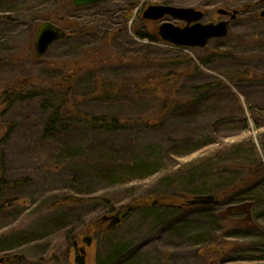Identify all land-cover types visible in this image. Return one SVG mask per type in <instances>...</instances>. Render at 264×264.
Here are the masks:
<instances>
[{"label": "rangeland", "instance_id": "1", "mask_svg": "<svg viewBox=\"0 0 264 264\" xmlns=\"http://www.w3.org/2000/svg\"><path fill=\"white\" fill-rule=\"evenodd\" d=\"M258 1L109 0L73 9L66 0H0V91L50 89L70 69L80 77L67 98L73 106L53 134L45 132L51 114L46 94L16 101L6 113L0 105V124H14L0 144L6 181L0 184V264H82L86 236L93 238L87 264H99L113 251H123L113 264H264L250 261L249 232L234 233L248 215H230L241 202L264 206L260 176L236 187L240 178L252 177L254 162L264 164V4ZM162 4L201 9L203 23L228 19L217 13L220 7L239 13L226 37L203 48L177 47L160 39L161 21L143 18L148 6ZM60 7L75 26L56 15L51 21L72 34L38 58L39 16ZM136 29L160 41L147 46ZM151 73L172 75L161 89L173 110L163 111L159 99L135 90L134 80ZM100 77L122 83L120 94L92 99ZM75 109L120 116L123 126L87 127L73 120ZM143 120L150 123L138 122ZM154 161L160 162L154 171L132 170ZM114 172L120 178L111 182ZM216 187L231 192L212 204H188ZM66 196L78 200L61 205ZM136 200L145 206L123 220L125 213L116 209ZM115 213L120 223L106 230L109 222L98 218ZM253 243L264 247L263 235Z\"/></svg>", "mask_w": 264, "mask_h": 264}, {"label": "trees", "instance_id": "2", "mask_svg": "<svg viewBox=\"0 0 264 264\" xmlns=\"http://www.w3.org/2000/svg\"><path fill=\"white\" fill-rule=\"evenodd\" d=\"M66 1H67L68 6L69 7L71 6L73 9H84L87 7V6H83V7H76L75 6L74 7V4L71 5L70 1H68V0H66ZM72 3H73V0H72ZM255 4L257 6H263L264 0L263 1L260 0V1L256 2ZM132 6H133V2L129 8L132 9L133 8ZM55 15L58 17L59 20L64 21V25H71V24L74 25L75 24L73 21H71V15L69 14V12H67L63 7H60L57 11L53 12V15L42 13L39 16V18L41 20H43V22H44L47 20H51L52 18H55L56 17ZM66 32H67L66 37L62 40L69 38L70 35L72 34V32H70L67 29H66ZM134 34L139 39H141L142 41L145 39H148L149 43H147V46H150L151 42H159L160 41L159 37L150 36V34L144 33L140 29H136ZM108 36H110V34ZM186 58L191 60L190 59L191 57H189V56H187ZM82 65H83V63L79 62V66H82ZM171 76L172 75L169 73H167V74H165V73H163V74L162 73H151V74L146 75V77H144L143 79H138V80L135 79L134 81L136 82L135 84L137 85L135 90L137 92L142 91V93H144V91L148 92L152 97L159 99L160 103H161L160 108L163 109V111L166 112V111L173 110L174 107L170 108L172 106V104L169 102L166 95H162L163 93H162V89H161V86L169 83ZM79 78L80 77L78 76V74L73 69H70V70L66 71L65 73L61 74L60 76H58L57 79L53 80L50 83V84H52V88H50V89L49 88L43 89L41 87H35L33 90H26L23 86H20V87L12 88L11 90L10 89L1 90L0 91V105L2 107V113H6V112L10 111L13 104L16 101L28 100V99H32L36 96H39L41 94H46L48 96V99H47V102H45L44 104L48 105V109L51 110V114L49 115L48 123L45 126V132L47 134H49V133L53 134L58 129V127L62 121L63 116L73 106V105H70V102L68 101L67 98H68L70 92L73 90L72 87L75 85V83H77V81H79ZM96 83H97V88L94 89V91L91 93L92 99L116 97L121 92L122 83H120L119 81H116L113 83H108L104 79L102 80L100 77L99 80H96ZM72 113L74 116V118H73L74 121L81 123L87 127L96 128V129H104V130L105 129L116 130V129H120L123 126V122L121 121L122 117H120V116H113V115L98 116V115L92 114L90 112L79 110V109L73 110ZM138 122L143 123L144 126L150 123V122H146L144 120L138 121ZM243 122L245 123V126H247L246 117L243 120ZM13 126H14V124L12 123V124H10V126L8 128H5L0 124V144L3 140H6L10 136V134L13 132ZM141 164H142V162H141ZM138 165L132 166V170L137 172L138 174H140V173H143L146 171H151V170L154 171L160 165V162L154 161V163L153 162L150 163L148 165L147 169L141 168ZM248 170L250 171V175L252 177L248 176L245 179L240 178L239 179L240 181L238 183H236V187H243L247 184H250L251 180H248L249 178H253V177L258 178L256 176H260L259 179H257V180H259L258 184L262 185V186H260L259 188L260 189L263 188V191H264V185H263V182H264V180H263L264 164L262 163V161L258 160L256 162H254L252 168L250 169V167H249ZM73 176H75V174ZM123 176H125V175H122L121 177H123ZM119 178H120V176L116 172H114L113 174H111L109 176V180H111V182H116ZM5 183H6V181L0 177V184L3 185ZM74 184H79V183L75 180ZM82 186H84V185H82ZM255 187H256V185H254L252 188H250V190L255 189ZM207 190L208 189H202L201 191H207ZM224 190H223V187H216L214 189L213 188L210 189V191H212V192H209V193H212L216 196V202H217V195H225L226 193L230 194V192H231V189H227L226 191H224ZM250 190H248V191H250ZM76 195L77 194H75L74 196H76ZM74 196L64 197L61 200L60 204L61 205H74L78 200ZM254 201L255 202L253 204H251L253 201L241 202V204L239 206H235V207H233V210H230V215H237V214H242V213H245L246 215H248L247 224L245 225V227L243 229H240V230H234V233L237 234L238 231H243V232L248 231L249 235H247L246 237L249 238L248 240H250V242H248V245L245 247L248 251H250V255H249L250 261L264 262V247L260 248V245L258 246V243H253V241L256 240V238L261 239V235H263V240H264V225H263V222H264L263 221L264 220V206L261 204V202L259 204L256 200H254ZM134 202L135 203L129 207H121L120 209H116L118 211H121V212L123 211L125 213L123 216V220H125V218H128L129 216H131L135 211L138 210V208H142L145 206V203L141 202L140 200H136ZM255 206H258L259 209L254 211V213L251 215L250 211H253V209L256 208ZM234 208H236V209H234ZM154 209L155 208H153V210ZM108 210L114 211V207H109ZM153 212H155V211H153ZM205 226H207V225H205ZM187 231L189 232V228H187ZM195 231H196V229L194 228L193 234L195 236H199L198 233H195ZM200 236L203 237V234L201 233ZM122 252L121 251H119V252L113 251L110 254V256L108 254V256H106L104 259H102L101 263L99 261V264H113V263H115ZM246 260H248V259H246ZM123 263L124 264H134L133 261H123Z\"/></svg>", "mask_w": 264, "mask_h": 264}, {"label": "water", "instance_id": "3", "mask_svg": "<svg viewBox=\"0 0 264 264\" xmlns=\"http://www.w3.org/2000/svg\"><path fill=\"white\" fill-rule=\"evenodd\" d=\"M109 0H73V4L77 7L89 6L97 3L106 2ZM217 13L222 16H227L229 19L221 20L217 23L209 22L203 23V19L206 13L194 7H178L169 4L162 5H150L143 12V18L150 21H161L159 26L160 38L180 47H205L208 42L214 38H224L229 33V21L234 19L239 10H228L226 8H218ZM260 16L264 18V10L260 12ZM173 18L175 20L184 21V26H179L169 21L167 18ZM66 37V30L57 25L53 21H44L38 28L35 38V48L38 58L43 57L50 46ZM216 201L214 194L196 195L188 201L189 205L203 204L208 205ZM108 221L106 230L113 228L119 224L121 217L119 213L114 215H102L99 219V223ZM85 243L88 246L92 245L93 238L86 236L84 238ZM81 260L83 264L86 262V247L80 248ZM4 261V258H0V263Z\"/></svg>", "mask_w": 264, "mask_h": 264}, {"label": "bare ground", "instance_id": "4", "mask_svg": "<svg viewBox=\"0 0 264 264\" xmlns=\"http://www.w3.org/2000/svg\"><path fill=\"white\" fill-rule=\"evenodd\" d=\"M84 242H85V241H84ZM83 246L86 247V262H87V248L90 247V246H88L86 243H85Z\"/></svg>", "mask_w": 264, "mask_h": 264}, {"label": "flooded vegetation", "instance_id": "5", "mask_svg": "<svg viewBox=\"0 0 264 264\" xmlns=\"http://www.w3.org/2000/svg\"><path fill=\"white\" fill-rule=\"evenodd\" d=\"M206 16V15H205Z\"/></svg>", "mask_w": 264, "mask_h": 264}]
</instances>
